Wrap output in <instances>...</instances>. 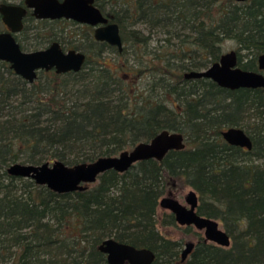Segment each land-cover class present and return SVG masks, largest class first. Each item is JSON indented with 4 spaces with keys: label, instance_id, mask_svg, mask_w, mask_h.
Instances as JSON below:
<instances>
[{
    "label": "trees",
    "instance_id": "trees-1",
    "mask_svg": "<svg viewBox=\"0 0 264 264\" xmlns=\"http://www.w3.org/2000/svg\"><path fill=\"white\" fill-rule=\"evenodd\" d=\"M95 2L120 25L123 51L126 42L144 56L140 65L108 63L103 53L113 46L93 34L72 44L65 19L39 20L34 39L27 33L31 12L16 36L21 47L59 41L85 52L84 66L40 70L30 83L0 60V264H109L98 247L108 237L149 248L152 264H170L180 242L159 232L156 216L160 197L179 181L197 193V212L219 220L231 238L221 247L194 232L198 241L183 264H264V89L183 77L218 59L227 39L239 65L254 70L264 51V0ZM154 28L165 38L151 48ZM230 126L251 137L250 150L223 140L221 130ZM162 129L181 132L185 148L124 173L109 170L86 190L57 193L5 169L17 161L75 164L117 155ZM164 222L174 224L173 216Z\"/></svg>",
    "mask_w": 264,
    "mask_h": 264
},
{
    "label": "water",
    "instance_id": "water-1",
    "mask_svg": "<svg viewBox=\"0 0 264 264\" xmlns=\"http://www.w3.org/2000/svg\"><path fill=\"white\" fill-rule=\"evenodd\" d=\"M245 1V0H236ZM31 11L32 15L42 19H67L93 26L94 37L116 46L121 52L124 41L120 25L111 21L96 5L95 0H24L22 4L0 2V15L9 31L0 32V60L8 62L15 73L33 83L40 70H55L58 74L80 71L87 60V54L81 50L64 49L58 41L49 46L24 50L17 40L24 27V19ZM258 68L264 69V52L257 57ZM185 79L207 78L219 87L235 90L239 88H264V74L243 69L238 66L236 50L231 49L205 68L184 72ZM228 144L250 149L252 141L241 127L230 126L221 131ZM186 146L181 132L162 129L147 141H140L117 155H105L93 161L67 164L62 160L43 163L13 162L6 166L8 174L31 178L39 185H46L57 193H69L86 190L90 184L98 181L99 176L109 170L124 173L133 164L146 159L162 160L170 150H181ZM2 164L0 163V170ZM185 203L171 192L163 195L159 206L170 211L174 220L181 226H193L202 232L205 241L222 247H229L231 238L219 222L197 212L198 195L190 188L185 194ZM194 248V242L188 241L181 249L179 260L170 264H182ZM99 250L106 254L109 264H152L155 254L146 247H136L121 242L114 237L104 239Z\"/></svg>",
    "mask_w": 264,
    "mask_h": 264
},
{
    "label": "rangeland",
    "instance_id": "rangeland-1",
    "mask_svg": "<svg viewBox=\"0 0 264 264\" xmlns=\"http://www.w3.org/2000/svg\"><path fill=\"white\" fill-rule=\"evenodd\" d=\"M22 1L23 0H6V2L18 3V4L21 3ZM40 26L42 27L43 25L39 22V20L37 19L32 20L27 28V33L29 35H32L35 39L36 38L35 33L37 32V30L41 28ZM51 27H52L51 24L47 26V28H51ZM64 27H65V31L67 32L66 38H68L69 42H71L72 44H78L79 42H82L83 44L86 42L85 36L87 34H93V28L91 26L79 22L70 21L69 23H66ZM136 27L143 30L145 33H149L148 25H146L145 23H139L136 25ZM3 29H4V25L0 20V31ZM150 34H151V39H150L151 48H154L158 44L163 43V39L165 37L164 34H162V32L159 31L158 28H154V30H151ZM30 42H34V41L31 40ZM174 42L177 41L175 40ZM33 48L34 47H31L28 50H34ZM231 49L236 50L235 42L232 39L225 40L222 44V53L227 52ZM242 53H246V52L242 51ZM103 54L108 60V63L110 64H113V62H115L116 64L122 65L125 64V62L127 61V63L129 64H134V66H137L141 64L142 60H144V56L141 54V52H132L130 48H127L126 42H125V51H123V53L120 54L117 47L113 46L111 49H106ZM250 56H252V54H249V57ZM169 105H171V103H169ZM189 189L190 187L188 185H184L182 181H179L178 186H176L173 189V192L179 201L185 203L184 195ZM168 212H169L168 210L158 206V211L156 216L157 228L164 237L170 238L172 240H177L180 242V246H179V252H180L181 249L184 247L185 242L187 241L195 242L197 240V236L194 233L196 231L193 228L187 230L184 226H180L178 224H166L164 221L165 219H167ZM220 226L223 227L221 222H220Z\"/></svg>",
    "mask_w": 264,
    "mask_h": 264
},
{
    "label": "flooded vegetation",
    "instance_id": "flooded-vegetation-1",
    "mask_svg": "<svg viewBox=\"0 0 264 264\" xmlns=\"http://www.w3.org/2000/svg\"><path fill=\"white\" fill-rule=\"evenodd\" d=\"M235 1H236V0H235ZM246 1H251V0H245V1H240V2H246ZM23 2H24V0H23L20 4H22ZM237 2H239V1H237ZM29 12H31V11H29ZM29 12H28V13H29ZM26 17H27V16H26ZM26 17H25V19H26ZM25 19H24V27H25ZM35 19H36V18H35ZM0 20L2 21V23H3V25H4V29L1 30L0 32L9 31V28H8V26L3 22V20H2V16H1V15H0ZM37 20H39V19H37ZM65 20H67V19H65ZM68 21H73V20H68ZM74 22H75V21H74ZM24 27H23V29H22L18 34H16V36H18V35L24 30ZM91 27L93 28V36H94V29H95V28H94L93 26H91ZM94 38H95V37H94ZM95 41H97V40L95 39ZM58 42H59V41H58ZM99 42H104V41H99ZM49 45H50V44H49ZM49 45H48V46H49ZM61 45H62V44H61ZM62 46H63V45H62ZM63 47H64V49H70V48H66L65 46H63ZM115 47H116V46H115ZM41 49H42V48H41ZM117 49H118V48H117ZM234 50H235V49H234ZM263 52H264V51H263ZM263 52H262V53H263ZM223 53H225V52H223ZM223 53H221V54H223ZM221 54H220V56H221ZM260 54H261V53H260ZM236 55H237V62H238V55H239V52H237V50H236ZM258 55H259V54H258ZM258 55H257L256 58H255V64H256V66H255V69H254L253 71H258V72H261L262 74H264V69L261 70V69L258 68V62H257V57H258ZM220 56H219V57H220ZM219 57H218V59H219ZM250 58H253V57H252V56L249 57V55H248V57H247L246 59H244V60H249ZM218 59H216L215 61H218ZM215 61H214V62H215ZM212 63H213V62H212ZM210 64H211V63H210ZM210 64H209V65H210ZM238 66H240L239 63H238ZM240 67H241V66H240ZM241 68H242V67H241ZM243 69H244V68H243ZM197 70H199V69H197ZM247 70H251V69H247ZM259 88H261V87H259ZM251 89H254V88H251ZM263 89H264V88H263ZM224 129H226V128H224ZM224 129H223V130H224ZM221 131H222V130H221ZM249 137H250V136H249ZM250 139H251V137H250ZM223 140H224V139H223ZM251 141H252V140H251ZM241 148H244V147H241ZM251 148H252V146H251ZM251 148H250V149H251ZM245 149H246V148H245ZM250 149H247V150H250ZM171 193L173 194V196H175L173 192H171ZM167 194H168V192H167L165 195H167ZM162 196H163V195H162ZM162 196H161V197H162ZM161 197H160V198H161ZM184 199H185V195H184ZM159 200H160V199H159ZM184 202H185V201H184ZM198 204H199V197H198ZM158 206H159V201H158ZM197 207H198V206H197ZM170 214L173 216V214H172L170 211L168 212L167 216L170 215ZM173 218H174V216H173ZM217 221H218V220H217ZM218 222H219V221H218ZM174 224H177V223L175 222V220H174ZM219 224H220V222H219ZM180 226H181V225H180ZM184 227H185V228H186V227H189V228H193V229H195L193 226H184ZM222 228H223V227H222ZM223 229H224V228H223ZM195 231L200 233V236L202 237V239H203L204 242H206V243H213V242L205 241L204 238H203V235H202V232H201V231L196 230V229H195ZM108 238H109V237H108ZM197 241H198V240H196L195 242L192 241V242H194V247H195V244L197 243ZM187 242H188V241H187ZM185 243H186V242H185ZM213 244H215V243H213ZM184 245H185V244H184ZM215 245H217V244H215ZM218 246H219V245H218ZM98 247H99V246H98ZM221 247H222V246H221ZM193 249H194V248H193ZM180 252H181V251H180ZM180 252H179V257H180ZM191 252H192V251H191ZM191 252H190V253H191ZM104 254H105V253H104ZM105 255H106V254H105ZM188 256H189V255H188ZM188 256H187V257H188ZM106 257H107V256H106ZM187 257H186V259H187ZM186 259H185V260H186ZM178 260H179V258H178ZM176 261H177V260H176ZM182 264H183V263H182Z\"/></svg>",
    "mask_w": 264,
    "mask_h": 264
}]
</instances>
